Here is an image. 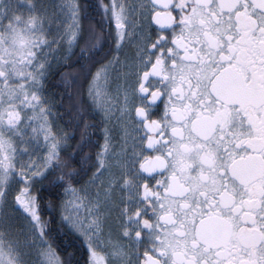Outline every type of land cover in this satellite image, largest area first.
I'll use <instances>...</instances> for the list:
<instances>
[{"label": "snow or ice", "instance_id": "snow-or-ice-1", "mask_svg": "<svg viewBox=\"0 0 264 264\" xmlns=\"http://www.w3.org/2000/svg\"><path fill=\"white\" fill-rule=\"evenodd\" d=\"M0 264H264V0H0Z\"/></svg>", "mask_w": 264, "mask_h": 264}]
</instances>
